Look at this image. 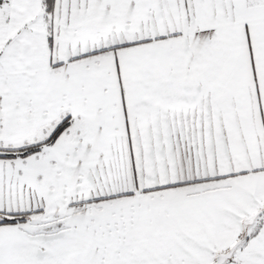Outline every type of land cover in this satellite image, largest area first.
<instances>
[{
  "label": "snow or ice",
  "instance_id": "1",
  "mask_svg": "<svg viewBox=\"0 0 264 264\" xmlns=\"http://www.w3.org/2000/svg\"><path fill=\"white\" fill-rule=\"evenodd\" d=\"M0 264H264V0H0Z\"/></svg>",
  "mask_w": 264,
  "mask_h": 264
}]
</instances>
